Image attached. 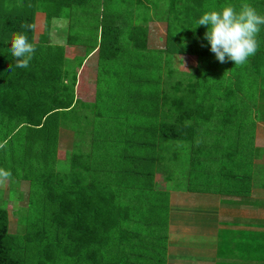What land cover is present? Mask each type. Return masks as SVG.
I'll use <instances>...</instances> for the list:
<instances>
[{
	"label": "trees",
	"instance_id": "obj_1",
	"mask_svg": "<svg viewBox=\"0 0 264 264\" xmlns=\"http://www.w3.org/2000/svg\"><path fill=\"white\" fill-rule=\"evenodd\" d=\"M148 1L132 0L127 10L125 0H0V168L11 170L12 178L31 180L27 209L16 211L18 233H9V213L0 206V264H127L125 247L133 251L140 245L149 250L148 258L135 255L132 264H165L164 252H156L145 229L156 228L168 213L169 192L157 185L133 199L129 191L132 184L149 186L156 174L163 184L183 175L184 156L189 193L242 199L257 181L264 190V169L252 170V159H263L264 149L247 145L252 132L235 131L240 120L233 117L241 108L242 101L233 98L242 80L249 83V100L257 80L264 85V28L247 75L248 61L218 62L204 40L205 26L193 28L203 11L226 0H169L160 50L148 49V19L143 25L130 19ZM247 2L264 14V0ZM152 7L157 9L156 1ZM37 15L44 18L38 36ZM56 20L68 23L67 45H85L83 58L66 61L64 48L49 43ZM82 28L90 35L81 34ZM18 32L36 49L26 70L14 67L7 48V39ZM95 54L97 76L107 74L109 80L97 77V102L84 103L75 87ZM176 54L196 55L202 65L191 75L178 74L168 66ZM227 69L231 75L225 79ZM154 74L163 79L153 88L144 77ZM133 103L136 116L130 115ZM89 108L109 117L91 121L81 110ZM61 127L91 136V151L76 142L62 172L55 169ZM104 170L113 173L112 181L102 180Z\"/></svg>",
	"mask_w": 264,
	"mask_h": 264
},
{
	"label": "rangeland",
	"instance_id": "obj_2",
	"mask_svg": "<svg viewBox=\"0 0 264 264\" xmlns=\"http://www.w3.org/2000/svg\"><path fill=\"white\" fill-rule=\"evenodd\" d=\"M154 1L157 2V9H153ZM242 0H226L224 5L227 3L232 4L235 7H239ZM128 3V4H127ZM169 3V0H149L148 3L145 4L146 8H137L133 15L130 16V19H132V23L134 25H143L142 19L147 18L148 21L145 23L147 33H148V41L147 46L149 50H160L164 49L165 47V31H166V25H165V16L167 15V4ZM127 10H130V7L133 5L132 0H125V3ZM134 6V5H133ZM222 7V6H220ZM209 9H215V6H211ZM207 9V10H209ZM122 15H125V13H122ZM128 21V18L126 19ZM44 29V18L42 15L36 16L35 21V33L36 36L43 34ZM82 28L80 33L84 34V36L90 35V30ZM68 31V23L64 20H56L51 23V29L49 32L48 41L52 45H57L64 48V56L66 61H73V59L77 58H83L84 57V46L81 44H75L74 46H70L66 44L67 34ZM84 38V37H83ZM80 41H83L80 40ZM209 46V45H208ZM210 47V46H209ZM211 59V58H210ZM88 65V68L85 70H82V72L79 73V80L78 84L75 87V94L76 97L79 98V100H82L84 103H91V102H97V55H93L88 61L86 62ZM202 65L201 60L198 59L196 55H173L170 57V60L168 62V66L174 70L176 73L181 75H191L195 72V70ZM249 72H252L250 61L247 62V72L248 75ZM245 74V75H246ZM264 74V73H263ZM107 74H104L103 77L107 80L109 78L106 77ZM225 79H227V76H230V72L228 69L225 71ZM246 75V77H247ZM99 77V79L103 78ZM162 77V75H161ZM159 75H149L144 77L147 82L151 85V87H156V79L157 81H162L163 78H161ZM102 80V79H101ZM113 83L115 82V79H111ZM243 82L239 85L242 87V90H236L235 95L233 98V101L237 99L240 103V111L238 113H234L235 121L236 119H239V122H234V129L235 131H241V129L245 131H249L250 134L252 132V137L248 140L247 145H250V148L252 149H258L263 150L264 149V85L261 84L260 80H257V84L254 88L255 96L253 99L249 100V98H252L251 90L248 88L247 80H242ZM112 83V85H114ZM78 87V88H77ZM114 99L116 98V95ZM104 97H109V95H104ZM112 98V97H111ZM141 100V99H140ZM253 103L255 106H253ZM245 105V106H244ZM251 105V106H250ZM128 106V105H127ZM132 110L130 112V115L136 116L134 113V109H136V103H133ZM80 108V107H79ZM82 113L84 115H87L89 120H95L96 122H100L101 120H105L108 117L105 115V112L101 113L98 111V113L93 110L91 112V109H81ZM107 117V118H106ZM233 118V120H234ZM121 120H125L123 118H120ZM127 120V119H126ZM138 120V118H137ZM246 121L249 123H253L254 125L249 124V126L244 127L243 123L241 121ZM90 121V122H91ZM247 124V123H244ZM21 128V126H18ZM22 129V128H21ZM91 136L86 135L83 136L80 135L77 136L74 134V132L66 127H61L58 130V145H57V155H56V167L55 169L57 171H65L68 169L66 162L69 160V156L71 151L75 148V143L80 141L82 143L81 149L84 150V152L88 153L91 151L90 147L87 146V143L90 142ZM82 140V141H81ZM185 154L187 155L189 152V148L185 147ZM105 152V151H104ZM98 156H104L103 153H100V151L97 152ZM251 158V157H250ZM242 162L244 164V168L246 165H248L247 160L245 157H242ZM241 163V161L239 162ZM252 170L257 169V166L262 167L264 169V158L263 159H252ZM106 164V163H105ZM188 161L186 159V156H184L183 161H181V166H184L185 173L182 175L181 173L177 174L173 177V180L166 182L165 184L163 181V176L161 174H156V177H153L152 183L145 187L146 184H132L131 190L129 191V196L131 198H135L136 196H139V191L148 190L150 188V191L154 188L156 190L157 185L160 186L162 191L169 192V206H168V213L165 215V217H162V221L160 224H156V228H147L145 229V235L148 237L147 240L150 239L151 245H155L156 252L162 251L164 252V261L165 264H175V256L173 249L168 246L169 239L174 243V247L178 240L182 241V235L186 233L187 238L189 240L195 239L193 236L195 233L203 235L204 232L199 231V227L195 225V219L198 217L199 214H203L206 216H210L209 213L205 210L204 204L206 203L202 199L194 200L191 199L194 197L195 193H190L189 196L186 194L177 195L179 192H188L189 184L187 178L186 169H188ZM105 172V170L103 171ZM101 175L104 176L102 180L105 181H112L113 180V173L112 172H105L104 174L101 173ZM102 176V177H103ZM30 179L25 180L22 177L19 178H12L9 181H5L3 183H0V206L6 207L8 213H9V233L10 234H16L21 229V225L19 224V220L21 216L16 212L18 209H27V202L29 199V190H30ZM258 184V181H257ZM255 184L256 188H254L255 195L249 196L247 200H245L244 205H242L240 209L239 215H242V217H247L245 215H248L251 213V211H254L256 215V222H257V230H262L264 233V210L262 209V206L264 205V194L261 192L259 186ZM176 186H180L183 188V191H178L176 189ZM8 186V188H7ZM179 187V188H180ZM158 188V187H157ZM121 189V187H120ZM255 190L257 192H255ZM9 191V192H8ZM191 192V191H189ZM256 193H258L256 195ZM148 196H150L152 199H154L153 194L147 193ZM257 196V197H256ZM259 196V197H258ZM146 200H150L149 198H145ZM133 205H136V203H133ZM187 209V211L183 212L181 209ZM139 214H144V211H140ZM26 215V214H25ZM35 216V215H34ZM139 217V215H138ZM137 219V218H136ZM247 219V218H246ZM138 220V219H137ZM136 220V221H137ZM216 221V219H215ZM33 222V223H32ZM39 222L36 219V224L34 221H31V224L38 225ZM184 224L185 228L178 227L179 225ZM248 224V223H247ZM155 225V224H153ZM252 225V224H250ZM253 226V225H252ZM262 228V229H259ZM192 230V231H191ZM192 234V235H191ZM264 237V236H263ZM202 238V237H201ZM193 239V240H194ZM263 239V238H262ZM128 246L125 247V255H127L130 259V261L127 262V264H132V261L136 255L147 257L149 255V250L147 247H144L143 245H140L137 249L133 246L132 250H127ZM260 248V249H259ZM257 250V264H264V245L262 247H259ZM171 251V252H170ZM130 252L133 253L134 256H130ZM161 252V253H162ZM168 252H170V255H168ZM160 253V254H161ZM124 255V256H125ZM126 256V257H127ZM158 256V255H157ZM113 260H111V263H113ZM115 264H119L117 260L114 261ZM239 262L238 264H240ZM69 264V263H68ZM191 264V263H189Z\"/></svg>",
	"mask_w": 264,
	"mask_h": 264
},
{
	"label": "crops",
	"instance_id": "obj_3",
	"mask_svg": "<svg viewBox=\"0 0 264 264\" xmlns=\"http://www.w3.org/2000/svg\"><path fill=\"white\" fill-rule=\"evenodd\" d=\"M253 192L254 189L249 196H254ZM261 192L264 194V190ZM182 194L189 196L190 193L179 192L177 195ZM249 196L242 199L227 195L195 194L193 198L189 196L194 200L205 201V206L202 207H205L210 216L198 213L195 219V225L199 227L200 232H204L203 235L195 233V239L189 240L184 233L181 236L182 241L178 240L175 247L169 239L168 246L173 249L175 264H257V245L259 243V247L263 246L264 233L257 230V214L254 211H251L249 216L245 215L247 217H242L244 214L239 215ZM262 209L264 210V205ZM181 210L187 211L184 208ZM178 227L186 226L182 224Z\"/></svg>",
	"mask_w": 264,
	"mask_h": 264
},
{
	"label": "clouds",
	"instance_id": "obj_4",
	"mask_svg": "<svg viewBox=\"0 0 264 264\" xmlns=\"http://www.w3.org/2000/svg\"><path fill=\"white\" fill-rule=\"evenodd\" d=\"M196 26H205L204 40L218 62L231 61L235 66H242L257 51V34L264 28V14L247 0H242L238 8L227 3L218 9L203 11L193 28ZM7 41L14 67L28 69L35 54V45L22 32L11 34ZM11 179V170L0 168V183Z\"/></svg>",
	"mask_w": 264,
	"mask_h": 264
}]
</instances>
